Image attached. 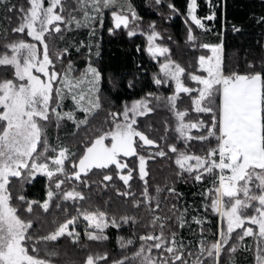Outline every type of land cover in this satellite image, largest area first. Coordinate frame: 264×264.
<instances>
[{"label": "snow or ice", "instance_id": "obj_1", "mask_svg": "<svg viewBox=\"0 0 264 264\" xmlns=\"http://www.w3.org/2000/svg\"><path fill=\"white\" fill-rule=\"evenodd\" d=\"M206 2L211 12L203 18L196 14L197 0H188L187 3V18L205 33L210 29L204 21L216 19L212 0ZM155 3L160 4L161 0H155ZM27 5L17 7L10 4V0H0V7L9 19L11 15H17L18 26L11 32L23 34L9 39L5 32L4 42H0V67L13 70L11 79H0V264H52L53 258L60 253L59 249L49 245L65 236L81 248H87L86 244L80 245V233L75 227L69 230L79 216L88 222L84 229L88 241L107 240L105 229L110 225L116 228L122 225L116 217H108L98 208L78 209L76 216L63 223L53 218L50 223L54 230L47 235L32 231L41 217L24 219L21 213L32 216L34 206L48 213L53 204L60 209L62 201L90 199L78 191L75 184L70 189L62 186L75 178L87 187V180H82L81 174L87 176L93 169L108 170L114 166L116 170H127V174H119V179L129 185L137 165L133 162V167H129L122 157L138 158V176L143 181L142 199L134 198L130 185L128 191L117 190V194L132 198L135 208L143 203L146 211L152 214L145 228L152 231L134 238L120 237L119 247L126 254L113 260L112 264H222L221 257L225 251L229 253V264H235L232 254L244 246L245 237L253 238L255 264H264V64L261 71L225 73L223 40L216 44L199 42L200 37L189 25L186 41L211 53L198 58L199 69L206 75L186 73L184 67L165 56V62L159 66V73L163 75L154 73L153 83L161 85L173 81V94L164 97L148 92L139 99L123 102L118 111L109 109L103 122L108 127L86 131L81 141L83 148L75 152L59 143L51 144L47 126L54 122L59 128L67 119L77 129L87 128L90 120L103 110L100 96L102 73L91 59L94 47L95 55L100 54L99 45L92 43L97 24L104 27L107 11L112 23L107 29L109 35L123 28L127 30L128 37H133L140 31L138 21L141 18L131 0H72L71 4L69 0H47V6L45 0H27ZM168 8L174 13L179 11L171 3ZM185 23H188L187 19ZM80 29L88 30L87 42L80 40L76 43L74 38L66 40L67 33ZM28 37L33 42H29ZM158 37L160 33L154 24H150L147 52L153 59L157 54L165 55L170 51L155 43ZM58 42H65L67 46L59 48ZM69 48H75L78 53L87 49V54L81 53L86 55V66L82 70H78L69 58ZM248 68L253 69L254 65L250 63ZM182 76L196 82L198 87L187 86ZM128 87H134L133 81H128ZM182 93L189 95L194 112L205 114L208 119L185 122L189 112L177 107ZM69 98L74 111H62L64 101ZM153 100L157 106L163 102L175 117V139L182 141L185 148L180 149L174 143L161 146L145 131L139 130L137 118L155 110L150 106ZM76 110L84 114L82 119H76ZM193 129L203 131L191 135ZM167 130L166 127L165 132ZM147 131H153L150 125ZM160 139L166 140L167 137ZM191 141L201 142L207 147L201 149L202 154H189ZM152 147L156 150L151 151ZM164 147L169 151L166 152ZM145 152L146 155L141 154ZM169 152L175 154L174 163L179 169L177 177L187 173L196 182H203L206 177L210 179V187L199 195L206 202L205 208L215 213L220 222L212 233L213 239L209 240L204 235L206 218L191 217L192 223L199 226L201 237L195 250L191 242L185 244L179 233L168 227V221L175 220L178 228H184L188 224V209L179 211L173 205L169 209L173 216L156 215L160 207L159 194L165 188L156 186L155 196L149 193L147 164L157 157L168 156ZM37 174L46 176L49 181L46 198L42 202L29 200L22 194L24 185L30 184ZM13 180L20 183L18 193L12 189ZM112 180V175H103L102 183ZM166 190L177 198L182 195L176 192L175 187L166 186ZM153 202L155 208L152 207ZM120 220L123 224L139 223L135 217L129 216ZM166 227L168 234H165ZM234 235L235 242L232 243ZM129 247L134 250L127 252ZM245 250L251 249L245 247ZM107 260V253H89L83 264H101Z\"/></svg>", "mask_w": 264, "mask_h": 264}, {"label": "trees", "instance_id": "obj_2", "mask_svg": "<svg viewBox=\"0 0 264 264\" xmlns=\"http://www.w3.org/2000/svg\"><path fill=\"white\" fill-rule=\"evenodd\" d=\"M135 7L140 20L138 21L140 31L133 37L127 36L126 29L116 30L113 35H109L107 29L112 26L109 15H105V24L100 28L97 24L96 37L92 43L99 45V56L95 55V47L93 49L92 61L94 66L102 73L101 101L104 105L103 110L99 111L91 120L87 128L77 129L75 125L68 121H62L61 126L57 128L52 126L47 130L49 142L51 144L59 143L67 146L71 151L80 152L83 148L81 141L83 140L86 131L89 129L107 128L104 124L107 111L120 110L123 102H131L133 99H139L148 92H153L158 96H168L174 92V83L169 80L167 84L156 85L153 83V74L159 73V66L164 56H170L173 61L179 63L185 68L186 73L199 74L200 70L197 67V59L200 55H207L209 50L199 47H193L186 41L187 28L192 26L195 35L200 37L199 42L216 44L223 40V57L224 71H239L241 74L250 71H261V65L264 64V0H212L215 6L216 19L213 21H204L208 32L197 29L192 24L190 18H187V3L188 0H161L160 4L155 3V0H131ZM173 4L178 13L172 12L168 8V4ZM10 4H16L19 7L23 4L27 7V0H10ZM71 4V0L69 1ZM197 16L205 17L210 14L206 0H197ZM188 23H185V20ZM154 24L155 30L160 33V37L156 39V43L161 47H167L170 51L165 55H157L155 59L147 52V34L149 33V25ZM18 26L17 15H11L8 18L5 10L0 7V42L3 41L5 32L9 39H15L19 35L12 33L11 29ZM234 29H239L235 31ZM87 30L77 31L76 34L69 33L66 37L67 41L73 38L75 42H79V37L85 38ZM144 33V34H141ZM78 37H77V36ZM28 40V38H27ZM85 40V39H84ZM57 46L63 48L67 46L65 42H58ZM139 48V50H137ZM69 58L78 64V70L84 68L85 55L87 49H81V53L75 51V48H69ZM165 59V58H164ZM253 64L254 68H248L249 64ZM12 69L0 67V79H11ZM161 76L162 73H159ZM133 81L134 87H128V81ZM186 85L195 88L196 85L190 82L187 78L184 80ZM154 107V111L145 117H138L139 130L145 131L149 138L157 141L158 144L164 146L166 144H176L178 148L183 149L185 145L182 141L175 139L176 119L171 112L160 102L157 106L155 100L150 105ZM179 110H187L189 115L185 118L186 122H195L198 119H208L205 114H197L193 111L188 94H180V99L177 101ZM82 118L84 114L80 115ZM150 125L153 131L148 132L147 126ZM167 127V132L165 128ZM203 130L194 129L192 132L196 135ZM166 136V140H161L160 137ZM213 141V146H214ZM148 146H146L147 148ZM207 145L198 141L189 142V154H202L201 149H206ZM155 151V147L150 149ZM168 152V148L164 147ZM141 154H147L141 153ZM123 162L133 167V162L137 167L134 168L133 179L129 181L130 190L135 193V199H142L141 192L143 181L138 176V158L124 157ZM175 154L169 152L168 156L157 157L155 160L149 161L147 170L149 172L148 181L149 193L152 196L156 195L155 187L160 186L165 188V191L159 194L160 207L156 210V215L168 217L173 216L169 211L173 205L179 211L188 209L186 219L188 224L184 228H178L175 220L168 221V227L179 233L180 238H183L185 244L191 242L193 250L198 246L200 240L199 226L192 223L191 217H205L207 223L204 225V235L212 240V233L217 230L218 218L210 209L205 208V201L199 193L210 187V179L205 178L203 182H196L184 173L182 177H177L179 171L178 166L174 163ZM67 167L70 169V165ZM119 174H127V170H116L114 166H110L108 170L93 169L87 176L81 174L82 180H87L88 186L84 187L81 181L73 178L67 183V188H71L73 184L77 185V190L81 191L90 199L68 200L61 202V208L57 209L55 205L50 208L48 213H44L41 208L34 206L32 216L21 213L24 219H34L35 216L41 217V221L34 224L32 230L34 234L47 235L49 231L54 230V226L50 221L55 218L60 223L77 215L78 209H99L104 211L108 217H116L117 222L121 223L120 228L112 227L111 225L105 229V234L108 239L99 241H88L84 234V229L88 222L83 216H79L75 225H70L69 230L75 227V230L80 233V245H87V248H81L79 245L72 243L67 236L61 238L58 242L49 245L50 248L59 249V256L53 258L52 264H83L84 259L89 253L104 255L108 254V260L101 264H110L113 260L120 259L126 254L119 247L120 237H136L152 231L151 228H145V225L152 219V214L146 211L143 203L141 207L135 208L132 206V198L121 196L119 192L129 190V185H125L119 179ZM103 175H112V181L102 183ZM105 184L107 187H105ZM49 185L48 178L44 175L37 174L35 179L30 184L24 185L23 195L29 200L43 201L46 198L47 186ZM167 187H175L176 192L180 193L178 198L169 194ZM20 183L18 180H13L12 189L14 193H18ZM15 203V200H14ZM155 208V202L152 205ZM66 210V211H65ZM179 211L176 213L179 214ZM251 214V213H249ZM135 217L139 221L138 224H123L121 217ZM248 226V225H247ZM168 227L165 228V234H168ZM157 233L159 229L156 230ZM240 230H237L239 232ZM235 242V235L232 243ZM139 243V242H138ZM138 243L136 246H138ZM229 246H226V248ZM249 247L246 239L244 246L238 248L232 254L235 264H249L252 256L250 250H245ZM134 248L129 247L127 252L133 251ZM225 251L222 254V264H226Z\"/></svg>", "mask_w": 264, "mask_h": 264}, {"label": "rangeland", "instance_id": "obj_3", "mask_svg": "<svg viewBox=\"0 0 264 264\" xmlns=\"http://www.w3.org/2000/svg\"><path fill=\"white\" fill-rule=\"evenodd\" d=\"M70 1V0H69ZM71 2H72V0H71ZM45 6H47V0H45ZM106 14H108L109 15V13L106 11L105 12V15ZM112 24V23H111ZM83 30H87V29H80V30H78V32L79 31H83ZM76 32L77 31H75V32H70V33H72V34H76ZM68 34L69 33H67L66 35L68 36ZM87 34H88V30H87V32H86V35H85V42H87ZM66 36V37H67ZM77 36V35H76ZM78 37V36H77ZM84 39H82L81 37H79V41L80 40H84ZM28 41L29 42H33V41H31V38L30 37H28ZM155 43H156V41H155ZM157 44V43H156ZM209 53H210V51H209ZM207 54V55H210V54ZM87 54V53H86ZM71 54H70V52H69V56H70ZM157 55H159V54H157ZM201 56V55H200ZM164 58H165V56H164ZM163 58V60H162V62L161 63H164L165 62V59ZM199 58V57H198ZM85 62V64H83V66L85 67L86 66V55H85V60H84ZM65 63H67V60H65ZM75 66H76V68L78 69V64L77 63H75ZM197 67H198V69H199V66H198V59H197ZM57 70L59 71V64H57ZM82 70V69H81ZM200 70V73L199 74H197V75H200V74H204V75H206V73H203L202 72V70L201 69H199ZM77 75L79 74V71L76 73ZM191 74H195V73H191ZM12 78V77H11ZM43 78V77H42ZM187 78V76H182V79H186ZM190 81V80H189ZM190 82H192V83H194L195 85H196V87H198V85L196 84V82H194V81H190ZM174 83V82H173ZM193 95H196V94H193ZM190 99V98H189ZM192 106V105H191ZM192 109H193V111H194V106H192ZM62 111H74V105H73V102H72V100L69 98V99H67V100H65L64 101V105H63V109H61ZM81 114H83L82 112H80V111H78V110H76L75 111V117H76V119H82V117L80 116ZM63 121H68V122H71V123H73L72 121H69V120H67V119H65V120H63ZM186 122V121H185ZM192 122V121H191ZM74 124V123H73ZM75 125V124H74ZM52 126H56V124L53 122L52 124H50V125H48L47 126V130L49 129V128H51ZM76 127V126H75ZM194 130V129H193ZM192 130V131H193ZM191 131V135H196L195 133H193ZM106 143H109V141H106ZM55 144H57L56 142H55ZM55 144H53V145H55ZM124 157H122V159H123ZM68 165V162L66 161V166ZM217 218H218V223L220 222L219 221V217L217 216ZM248 226H250V225H248ZM254 227V226H253ZM246 239L248 240V245H249V247H250V254H251V256H252V259H251V263H249V264H255V260H254V247H255V245H254V241H253V238L252 237H245L244 238V243H245V241H246ZM227 256H226V264H229V253H227L226 254ZM110 264H112V263H110Z\"/></svg>", "mask_w": 264, "mask_h": 264}, {"label": "crops", "instance_id": "obj_4", "mask_svg": "<svg viewBox=\"0 0 264 264\" xmlns=\"http://www.w3.org/2000/svg\"><path fill=\"white\" fill-rule=\"evenodd\" d=\"M209 54H211V53H209Z\"/></svg>", "mask_w": 264, "mask_h": 264}]
</instances>
